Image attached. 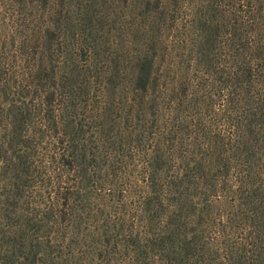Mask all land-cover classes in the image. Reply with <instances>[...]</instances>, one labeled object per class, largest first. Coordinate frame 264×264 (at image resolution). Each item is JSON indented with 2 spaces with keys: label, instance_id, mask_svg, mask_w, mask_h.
<instances>
[{
  "label": "trees",
  "instance_id": "16d2710c",
  "mask_svg": "<svg viewBox=\"0 0 264 264\" xmlns=\"http://www.w3.org/2000/svg\"><path fill=\"white\" fill-rule=\"evenodd\" d=\"M159 2L163 53L149 26L100 69L55 5L0 61V264H264V0H211L180 52Z\"/></svg>",
  "mask_w": 264,
  "mask_h": 264
},
{
  "label": "rangeland",
  "instance_id": "374dc122",
  "mask_svg": "<svg viewBox=\"0 0 264 264\" xmlns=\"http://www.w3.org/2000/svg\"><path fill=\"white\" fill-rule=\"evenodd\" d=\"M158 0H151L154 4ZM161 5L178 10V26L176 35L178 39H173L172 44H177L178 52L181 51L179 45L186 40L188 44L194 37L191 44L195 43L196 35H192L190 25L191 19H196L197 12L200 14L206 11V5L211 0H159ZM222 1L224 7L228 8L236 0H216ZM131 2V1H130ZM130 2L125 3L120 0H49V4L44 10L41 3L35 0H0V61H7L12 64L20 54L17 46L23 48L27 42L32 52L37 45H40V26L43 28L51 23L53 17L52 10L63 6L71 11V16L62 17V24L69 23L70 27L76 31L78 25L82 27V35L76 34L67 39L68 44H77L76 47L92 46L95 43L96 56L99 59L100 69L110 67H125L129 61V56L145 40L142 35L146 33L148 27L158 28L162 25L164 32L159 33L156 48L163 53L166 49L164 44L174 35L172 29H165V24L160 15L157 14V22H153L151 17L143 12L147 9L146 0L142 7L135 9L130 6ZM203 8V10H202ZM145 9V10H144ZM69 15V14H68ZM195 22V21H194ZM80 23V24H79ZM175 27V26H174ZM169 34V36H167ZM59 38V36H57ZM63 36L60 37L62 39ZM64 39V38H63ZM136 39V40H134ZM81 45V46H78ZM58 45H56L57 47ZM40 49V48H38ZM172 49V47L170 48ZM169 49V50H170ZM98 60L92 63L97 66ZM104 66V67H103Z\"/></svg>",
  "mask_w": 264,
  "mask_h": 264
}]
</instances>
